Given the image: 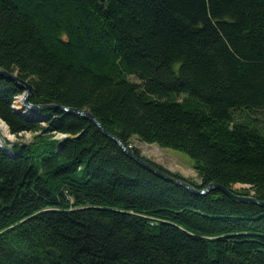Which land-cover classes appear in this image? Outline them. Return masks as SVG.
Here are the masks:
<instances>
[{
    "label": "trees",
    "instance_id": "1",
    "mask_svg": "<svg viewBox=\"0 0 264 264\" xmlns=\"http://www.w3.org/2000/svg\"><path fill=\"white\" fill-rule=\"evenodd\" d=\"M0 70L264 203V0H0ZM23 91L0 75V121L33 135L0 148V264H264L263 206L164 181L78 115L16 112Z\"/></svg>",
    "mask_w": 264,
    "mask_h": 264
},
{
    "label": "water",
    "instance_id": "2",
    "mask_svg": "<svg viewBox=\"0 0 264 264\" xmlns=\"http://www.w3.org/2000/svg\"><path fill=\"white\" fill-rule=\"evenodd\" d=\"M0 75L6 79H8L9 81H13L15 82L19 87H21L24 91L22 93V95L20 97H18L17 99L19 100L20 103V107L22 109H24L26 111V113L29 114H33L35 111H43V110H50V109H60L61 111L67 112L69 114H73V115H78L80 117H83L84 119L90 121L92 124H94V126L107 138H109L110 140H112L113 142H115L118 147L120 148V150L131 160H133L135 163H137L138 165H140L142 168L150 171L151 173L155 174L156 176H158L159 178H162L164 181L170 182L178 187L183 188L185 191L191 193V194H195V195H205L211 191H219L221 192L223 195H225L226 197H228L229 199H231L232 201L235 202H240V203H248V204H256L259 206H263L264 207V203L257 201L256 199H254L252 196L248 195V196H243V195H237L234 194L233 192H231L230 190H228L227 188L216 184V183H208L207 185H205L203 188L201 189H195L193 188L191 185H189L188 183L175 179L161 171H159L157 168L151 166L150 164H148L147 162L143 161L140 157H137L131 150L130 147H126L116 136L106 132L103 127L101 126L100 122L88 111L85 109L82 110H77L74 108H68V107H64V106H57V105H53V104H49V105H33L29 103V97L32 96L34 94V89L33 87L26 81H23L21 79H19L16 74H9L4 70H0ZM14 110L17 112L18 109ZM10 136L14 137V135H12L10 133V131L8 130ZM3 145L5 146V148L2 146V144L0 143V148L1 149H5L7 150L8 153H11L9 151V149L12 146H17V145H23L24 142L22 140H14V141H10L8 139L3 138L2 140ZM167 171V170H166ZM169 172V171H167Z\"/></svg>",
    "mask_w": 264,
    "mask_h": 264
},
{
    "label": "rangeland",
    "instance_id": "3",
    "mask_svg": "<svg viewBox=\"0 0 264 264\" xmlns=\"http://www.w3.org/2000/svg\"><path fill=\"white\" fill-rule=\"evenodd\" d=\"M174 67H176V65ZM15 104L18 105L16 101ZM32 136L33 135L29 133H25L21 135V139L19 140L29 142L32 140ZM14 140H16V137L12 139V141ZM131 144L140 151L142 156L162 166L165 170L169 171V173H176L183 178L194 181L195 183L199 182V179L193 170L191 159L184 153L172 149L160 148L153 144L142 143L136 139L132 140ZM247 188L248 187L238 185L233 187L234 190ZM249 195H251V192H249Z\"/></svg>",
    "mask_w": 264,
    "mask_h": 264
},
{
    "label": "bare ground",
    "instance_id": "4",
    "mask_svg": "<svg viewBox=\"0 0 264 264\" xmlns=\"http://www.w3.org/2000/svg\"><path fill=\"white\" fill-rule=\"evenodd\" d=\"M19 99V98H18ZM18 99H16V102H17V104L18 105H15V108L16 109H19V107H20V103H19V100ZM19 106V107H18ZM2 121V120H1ZM0 121V135H1V137H0V143L3 145V143H2V140H3V138H5V139H8V140H10V141H12V139L14 138V137H12V136H10V134H9V132H8V128H7V126H5L6 124L3 122H1ZM5 124V125H4ZM12 137V138H11Z\"/></svg>",
    "mask_w": 264,
    "mask_h": 264
}]
</instances>
